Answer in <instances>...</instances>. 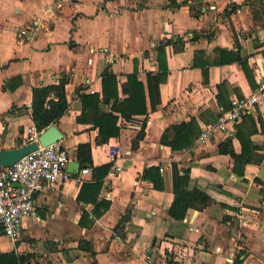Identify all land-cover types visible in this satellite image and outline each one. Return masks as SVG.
<instances>
[{
	"label": "crops",
	"instance_id": "0c3cea01",
	"mask_svg": "<svg viewBox=\"0 0 264 264\" xmlns=\"http://www.w3.org/2000/svg\"><path fill=\"white\" fill-rule=\"evenodd\" d=\"M263 3L0 0V148L24 142L33 121L32 87L63 81L67 105L52 121L63 132L57 141L76 160L78 143L89 141L93 165L111 164L104 174L92 167L80 173L79 166L56 186L36 190V214L23 219L15 241L0 228V250L31 252L24 264H264V92L249 133L248 147L254 150L238 165L240 172L232 170L233 157L219 151L218 143L230 136L234 151H241L236 122L242 134L249 131L242 117L204 140L198 133L186 148L172 149L160 140L166 127L191 116L200 129L213 122L223 110L216 97L221 81H227L225 99L255 88L256 69L264 70ZM159 44L168 69L162 81L157 80ZM134 68L146 111L129 116L115 111L118 133L98 141L97 126L76 119L81 94L102 97L107 70L122 97L121 84ZM112 101L99 105L109 110ZM174 160L189 166V187L219 185L235 195L238 208L213 200L202 209L187 207L181 218L171 216ZM115 162L122 169L112 174ZM150 165L159 167L160 185L143 176ZM96 191V201L109 200L97 214L102 205L91 199ZM147 250L151 262L144 257Z\"/></svg>",
	"mask_w": 264,
	"mask_h": 264
},
{
	"label": "trees",
	"instance_id": "16d2710c",
	"mask_svg": "<svg viewBox=\"0 0 264 264\" xmlns=\"http://www.w3.org/2000/svg\"><path fill=\"white\" fill-rule=\"evenodd\" d=\"M264 4V3H263ZM156 57L158 61L157 80L162 81L167 74V65L165 61L163 44L156 46ZM241 63L246 73L249 74V70L245 59H241ZM150 74H148V80H150ZM227 81L223 80L217 84L216 97L221 104L222 109L230 106V99H225ZM102 97L96 92L82 93L81 102L82 108L79 114L76 115V119L79 121H92L97 126V139L98 141H105L110 135H115L119 131V124L117 123L118 114L115 111H119L124 116H129L132 113H141L146 111L145 97L142 82L137 78L136 69L127 74L126 80L121 84V90L125 94L122 97L118 96L116 77L114 74L104 70L102 75ZM150 94L151 84L148 83ZM54 92L56 98L50 97V93ZM240 95V94H239ZM113 97L111 108L109 110L100 107V100L108 101ZM152 101V97H151ZM48 103L49 106H46ZM67 101L63 90V81L59 83H50L43 85H35L32 87V117L39 130L43 129L50 122L57 119L66 108ZM253 112L246 113L242 116L246 121V127L248 126V134L241 132L242 124L236 122L237 136L241 142V151L235 152L232 147L231 137L228 136L218 143V149L222 152H229L233 157L232 170L235 172L242 171V167L238 165L244 164L252 154L254 146H249L251 133L256 127V116H253ZM259 114V113H257ZM216 118V117H215ZM200 127L194 116H191L186 121H180L179 123L170 124L164 129L161 134L160 140L163 143H168L172 149H181L190 146L199 133ZM143 130L140 129L137 133V138L141 137ZM80 162V167L90 165L93 170L104 174L111 165L110 162H105L100 165H93L91 155V145L89 141L79 142L75 153ZM95 176V172H94ZM143 176L152 179L154 185H160L157 183V177L161 178L160 170L157 165L148 166ZM99 176H96V186L101 183ZM189 178V166H178L177 161H172V187L174 192V198L168 208V213L175 217L181 218L187 207L193 206L198 209L205 207L210 201L218 200L221 205L230 207L233 209L238 208V204L234 203L235 195L231 192L223 189L219 185H207L200 187L194 185L188 186ZM90 188V187H89ZM89 190V189H88ZM91 189L89 190V192ZM97 191L91 195V199L96 201ZM109 204L108 199L100 198L96 201L97 206H101V210L97 213H102ZM83 244V243H82ZM31 257V252L17 253L13 250L2 251L0 250V264H24Z\"/></svg>",
	"mask_w": 264,
	"mask_h": 264
},
{
	"label": "built area",
	"instance_id": "2783aa9c",
	"mask_svg": "<svg viewBox=\"0 0 264 264\" xmlns=\"http://www.w3.org/2000/svg\"><path fill=\"white\" fill-rule=\"evenodd\" d=\"M25 32V29H21ZM256 86L245 95L232 96L230 106L218 112L216 119L204 125L199 131V139L204 140L215 130H228L244 114L253 112L264 92V70L256 69ZM90 91H94L90 88ZM50 97L56 98L54 92ZM46 106H49L46 103ZM146 121H149L146 119ZM39 129L34 121L27 127L24 142L37 140ZM264 134V130H263ZM72 157L58 141L40 144L26 152L11 164L0 165V228L12 240L20 238L21 224L24 218L36 214L34 194L43 187H54L60 180L67 179L72 173L67 169ZM122 169L121 164L113 163L110 172L116 174ZM80 173L90 172V165L81 167ZM148 262L153 259L151 250L144 253ZM232 261V257H227Z\"/></svg>",
	"mask_w": 264,
	"mask_h": 264
},
{
	"label": "water",
	"instance_id": "95a60500",
	"mask_svg": "<svg viewBox=\"0 0 264 264\" xmlns=\"http://www.w3.org/2000/svg\"><path fill=\"white\" fill-rule=\"evenodd\" d=\"M63 136V132L58 128V126L51 122L38 133L37 139L38 142L42 145L57 141ZM37 140H30L23 142L20 145L0 148V165H6L13 163L20 156L26 152L34 149L38 145ZM80 166V162L76 159L68 160L67 169L70 171H77Z\"/></svg>",
	"mask_w": 264,
	"mask_h": 264
}]
</instances>
